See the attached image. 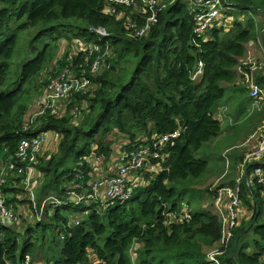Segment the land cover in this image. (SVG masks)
Listing matches in <instances>:
<instances>
[{
    "label": "trees",
    "instance_id": "trees-1",
    "mask_svg": "<svg viewBox=\"0 0 264 264\" xmlns=\"http://www.w3.org/2000/svg\"><path fill=\"white\" fill-rule=\"evenodd\" d=\"M163 1L149 29L136 35L152 15L145 5L131 9L107 0H0V173L26 135H59L57 150L39 155L31 179L26 173H8L0 185V197L16 216L10 223L0 218V264H23L26 255L43 264H215L207 261L208 254L221 248L220 264H264L263 185L248 187L243 179L242 219L226 247L214 212L195 210L184 199L189 183H196L208 167L197 157L199 150L222 130L217 106L229 89L252 92L240 69L248 68V45L264 43V24L257 26L251 15L264 17V0H222L224 6H234L225 11L230 22L205 34L195 32L197 0ZM99 28L107 35L93 33ZM46 37L53 42H40ZM61 38L74 57L67 54L49 72L51 77L68 67L78 74L83 68L89 71L98 54L88 58L91 45L100 52L110 49V54L98 73L88 74L87 90L61 101L55 111L47 108L25 130L29 87L43 99L51 81L45 79L48 65L58 49L54 42ZM261 86L264 90V82ZM175 131L180 136L149 162L158 172L144 168L133 175L131 198L107 210L101 200L74 204L69 192L76 182L77 195L91 188L87 158L108 159L119 143L127 154L146 142L142 138L152 143ZM80 160L77 169L68 167ZM251 170L249 165L248 175ZM220 186L211 188L213 197ZM71 208L81 213L72 217ZM169 212L190 218L168 224ZM50 244L59 247L56 252L47 248Z\"/></svg>",
    "mask_w": 264,
    "mask_h": 264
},
{
    "label": "built area",
    "instance_id": "built-area-1",
    "mask_svg": "<svg viewBox=\"0 0 264 264\" xmlns=\"http://www.w3.org/2000/svg\"><path fill=\"white\" fill-rule=\"evenodd\" d=\"M112 1V0H111ZM135 1V0H133ZM145 3V6L152 11V15L148 18L147 23L138 31L136 35H143L150 27V23L156 20L157 11V0H140ZM116 3L129 4L130 0H115ZM197 17H196V27L195 32L198 34H205L210 28L214 26H219L222 23L230 22V18L225 14V11H230L234 8L233 5L226 6L223 5L222 0H197ZM134 4V2H133ZM156 6V7H155ZM162 7H165L163 5ZM155 8V9H154ZM115 12V8L112 9ZM93 33L106 36L107 32L103 28L93 29ZM262 43V42H259ZM254 44L251 42L250 45ZM97 51V56L93 62H89V71H81L79 74H72L69 70L64 69L59 73L53 80L50 81L48 90L41 100V110L36 114V117L31 121L30 124L26 125L25 130H30L34 127L36 118L40 116L47 108H51L52 111L56 110L57 104L61 101L66 100L69 96L75 92L87 90L91 86V79L89 73H98L102 66L105 64L106 58L110 54V49L105 52H100V49L90 48L88 50V58L94 56V52ZM247 65V62H245ZM247 70H241V73L246 77V81L252 88V96L254 98L263 94V90L259 83L253 80L251 72L253 66L247 65ZM70 73V75H69ZM43 103V106H42ZM180 131H175L173 133L165 134L152 143H143L140 147L134 148L127 154H124L123 163L115 169V171L101 179L94 181L91 188L87 190L86 193L82 195H77L75 189L79 188V183L76 182L69 192L75 197L74 204L80 206L89 203L97 202L101 200V206L104 210L109 209L110 206L117 203L118 201H123L131 198L134 193L133 188V175L140 172L145 166L150 164L149 162L153 159L160 158V151L175 137L180 136ZM261 140L257 149L253 150L248 154V159H258L260 160L259 165L254 167V171L248 175V179H245L244 174L235 180L233 185L220 186L215 190V204L221 212L222 218V239L221 243L224 247L228 245L231 239L232 232L237 226L240 217V208L242 206L241 199V185L244 179L245 183L249 186L259 184L264 186V127L261 129ZM47 134L41 135H26L22 138L15 157L11 160L6 161L1 166L0 173V185L7 182V174L13 173L15 175H21L26 173L27 178L31 179L35 168L34 163L42 150V144L47 138ZM146 167V168H147ZM159 169V168H158ZM28 184V183H27ZM57 205H62V202L57 200ZM168 224H172L174 220L180 221L185 218H190L189 214H177L174 212L167 213ZM14 209L7 207L4 199L0 197V218L3 223H10L15 219ZM75 224H79V220L75 221ZM215 251V252H214ZM214 255L211 252L208 254L209 257L207 261H216L220 264L217 259L219 254L223 253V250H214ZM217 255V258H215ZM23 264H36L33 261L31 255H26Z\"/></svg>",
    "mask_w": 264,
    "mask_h": 264
},
{
    "label": "rangeland",
    "instance_id": "rangeland-1",
    "mask_svg": "<svg viewBox=\"0 0 264 264\" xmlns=\"http://www.w3.org/2000/svg\"><path fill=\"white\" fill-rule=\"evenodd\" d=\"M107 1L112 3L115 0H112V1L111 0H107ZM157 1H158V6H161L164 3L163 0H157ZM133 2H134V4H133ZM143 5H145V3L143 1L130 0V3L127 4V7L131 8V9H133V8L139 9ZM251 15L254 17L256 25L259 26L260 28H262V23L264 24V17L261 16V15H257L258 16L257 17V16H254L252 13H251ZM246 16L249 17L250 16V12H247ZM233 20L234 19L231 18V21H233ZM43 41H45V43H48V42H51L52 40L49 37H46V38H43L40 42H43ZM54 43L57 44L58 49H57V51L54 54L52 63H50L48 65V70H47V73H46V76H45L46 80H53L55 78V77H51V75H49V72L52 69L54 70L55 67L58 66L60 61L62 59H64V57H67V54L71 55L70 56L71 59H72V57H74L73 53L70 54V50L68 49L69 48V42H67L66 40H63L61 38V39H59L58 42H54ZM91 48H93V45H91ZM257 48H259V46L257 47L256 43H254L252 45H248L247 58L248 57H250V58H248L246 60L247 65H251L254 62H257L256 59L260 58V54H258ZM96 49L99 50L100 47L96 48ZM262 56H263V54H262ZM66 69L69 70L72 74H78V72L74 71L73 69H70L69 67L66 68ZM81 70L88 72V70L85 69V68H83ZM69 75H70V73H69ZM29 89L30 90L28 91V95H30L31 107H30V112H29V115H28L29 120L26 121V124H31V121L34 119V117H36V114L41 110V108H40L41 100L39 99V94L37 92H35V90L33 89L32 86H30ZM263 94H264V92H263ZM251 102H252V100L247 95H245L244 93H235V92H233L232 89H229L225 99H223L219 103V105L217 106V110H218L221 105H225L226 108H227V111L230 114H232L234 117L231 118L230 120L228 118L223 119V121L221 120V122H222V130L219 133V135L214 137L208 143L204 144V146L199 150V152L197 154V157L199 159L206 160L208 162V167H207L206 171L199 177V179L196 181V183H189L190 186H191V190H190L189 193H187L185 195L184 199H185L186 202L191 204L193 209L198 210L201 207H203L205 205V203L206 204L209 203L207 206H205L203 208L208 209L207 207H209L210 210L213 211V205H212V203H210L211 201L213 202L212 196L211 195L207 196L208 193L205 191V189L206 188H210V187L214 188V187H216L218 185L227 184L230 181H232V180H230V178H231V176H233L235 174V172H233V170H234V166H236V164H234V162H236V158L234 157V155L242 152L243 148H240V147L231 148L234 145H239L240 144V141H239L240 137L238 136L237 133H235V131H236L235 128H233L234 132L233 131H229V130H231L230 129L231 128L230 125L234 124L236 116H239V117H245L246 116L247 108L251 104ZM261 119L259 121H257L258 125L252 126V128L249 127V133H251L252 130L258 132V130H259L258 126L259 125H261L262 128L264 127V122L259 124ZM248 120H249V123H250V118ZM248 120L246 122H248ZM34 123H35V120H34ZM244 124H247V123H244ZM259 133H260V131L258 132V134ZM48 139L49 138H46L44 140V142L42 144V150H41L40 155L42 154L43 149L46 146ZM58 140L55 139V140H53V142H57ZM117 145H120V143L117 144ZM230 158H231V161H232L231 167H229V163H230L229 159ZM119 166L120 165L118 164V167ZM146 167H147V165L145 166V168ZM226 170H228L229 173H227V174L224 173ZM241 175L242 174L240 173L238 175V177H240ZM219 177H221V179L216 183V180ZM214 183H216V184H214ZM248 187H250V186L248 185ZM242 202H243V200H242ZM13 209H14V207H13ZM214 209H215V211H213L214 214L218 217L219 221H222V218H221L222 215H221V212H220L219 208L215 204V199H214ZM241 210H242V206L240 208V217H241ZM67 211L72 215V217H76V215L81 213V211L74 210L72 208L68 209ZM241 219H242V217H241ZM14 220H16V217H15ZM262 220H264V218H262ZM18 226H20V225H18ZM49 229L53 230V227H50ZM47 248H49L51 252H54V251L56 252L59 247H57L56 245L50 244V245L47 246ZM221 249H219V250H221ZM248 251L252 252L251 249L248 250ZM214 252H211L212 256L214 255ZM208 257H209V255H208ZM215 258H217V255H216ZM212 262L215 263V264H218L216 261H212ZM36 264H43V262H40L37 259L36 260Z\"/></svg>",
    "mask_w": 264,
    "mask_h": 264
},
{
    "label": "crops",
    "instance_id": "crops-1",
    "mask_svg": "<svg viewBox=\"0 0 264 264\" xmlns=\"http://www.w3.org/2000/svg\"><path fill=\"white\" fill-rule=\"evenodd\" d=\"M259 46V48H257L258 54H260V58L256 59L257 62H254L253 64H251L253 66L252 68V78L254 81H256L257 83H259V85L261 86V84L264 82V43H258L257 47ZM263 46V47H262ZM263 54V56H262ZM255 57V56H254ZM250 58V57H248ZM247 58V59H248ZM256 58V57H255ZM262 88V86H261ZM250 91H252V88L249 86ZM263 90V88H262ZM264 92V90H263ZM247 96L252 100L251 104L248 106L247 108V114L245 117H239L236 116L235 118V122L233 125H230V129L229 131H233L235 128L236 131L235 133L238 134V136L240 137L239 141L240 144L239 145H234L231 148H235V147H240L243 148V151L235 154L234 157L236 158V162H234V164H236V166H234V170L233 172H235V174L233 176H231L229 183L227 184H221V185H233L235 183V179L238 177V175L244 174L246 173L247 168L249 167V165L252 166V170L251 173L254 171V167L256 165H259L260 160L258 159H253L252 161L248 159V154H250V152H252L253 150L257 149L262 137L261 134V125H259V130L260 133L258 134V132L253 131L251 133H249V127L252 128V126L258 125L257 121H259L261 118V121L259 122V124H261L262 122H264V96H258L256 98H254L252 96V93H248ZM41 106V105H40ZM225 105H221L220 108L216 111V115L217 118L222 120L225 118H228L229 120L231 118H233L234 116L232 114H230ZM226 112V113H225ZM250 118V123H249V119ZM248 120V122H246ZM247 123V124H244ZM234 132V131H233ZM48 141L46 146L43 149L42 153H46L47 152H52V151H56L57 150V142H53V140H58L59 139V135L50 131L48 133H46ZM140 138L138 137L137 140H139ZM148 141V139L146 138H142V141ZM124 143L128 144L127 140H123ZM124 153H125V148H123V145H115L114 146V152L112 154V156H110L108 159L104 156V155H93L92 157L87 158L86 160L88 161V166H90L91 170H90V176H91V180L89 182V185L91 186L92 183L98 179H101L105 176H109L111 175L115 169L118 167V164L121 165L123 163L124 160ZM101 158V159H100ZM118 162V163H117ZM229 167H231L232 165V161L231 158L229 159ZM81 160L78 161L76 164L73 163V161H71L68 164L69 168H73V169H77L78 165L81 164ZM67 167V168H68ZM233 167V166H232ZM148 171H152V172H158L157 170V166H153V165H148L147 167ZM224 173H229L228 170H226ZM221 179V177H219L216 180V183ZM214 183V184H216ZM29 185V183H28ZM205 191L208 193L207 196H212V200L210 203H212L213 205V211H215L214 209V197L213 194L211 193V187L210 188H206ZM30 194V193H29ZM209 204V203H208ZM208 204L205 203V206H207ZM208 209H210L209 207H207ZM243 211V210H242ZM246 215V214H245ZM244 215V216H245ZM242 217V214H241ZM240 217V219H241ZM250 250V249H249ZM252 251V249H251Z\"/></svg>",
    "mask_w": 264,
    "mask_h": 264
},
{
    "label": "water",
    "instance_id": "water-1",
    "mask_svg": "<svg viewBox=\"0 0 264 264\" xmlns=\"http://www.w3.org/2000/svg\"><path fill=\"white\" fill-rule=\"evenodd\" d=\"M263 34H264V32H263ZM248 168H247L246 173H245V179L246 180L248 179ZM257 217H258V213L256 214L254 220H252L250 225L245 228V230L243 231L244 233L248 232L253 227V225L255 224V222L257 220ZM238 245H239V238H237V240L235 242V246H234V251H235L236 255H237Z\"/></svg>",
    "mask_w": 264,
    "mask_h": 264
},
{
    "label": "clouds",
    "instance_id": "clouds-1",
    "mask_svg": "<svg viewBox=\"0 0 264 264\" xmlns=\"http://www.w3.org/2000/svg\"><path fill=\"white\" fill-rule=\"evenodd\" d=\"M60 103V102H59ZM43 134H46V133H43Z\"/></svg>",
    "mask_w": 264,
    "mask_h": 264
}]
</instances>
